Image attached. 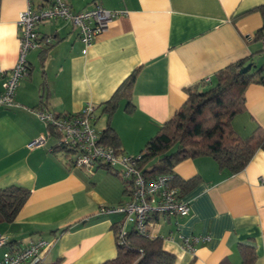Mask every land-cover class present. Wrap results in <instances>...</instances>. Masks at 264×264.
<instances>
[{"label": "crops", "instance_id": "obj_1", "mask_svg": "<svg viewBox=\"0 0 264 264\" xmlns=\"http://www.w3.org/2000/svg\"><path fill=\"white\" fill-rule=\"evenodd\" d=\"M68 1L75 11L97 3L129 13L111 22L87 54L69 22L56 20L38 28L53 43L45 52L29 53L30 73L20 82L18 105L0 107V189L15 185L31 192L17 219L0 224V235L9 240L0 248V263L7 250H21L40 239L52 244L42 264L113 260L118 249L113 226L121 217L97 212L130 199L128 185L112 170L99 168L89 175L68 167L55 136L44 147L28 150L31 141L48 135L47 126L28 109L66 115L92 105L102 132L108 121L102 105L138 70L134 109L128 111L127 100H122L111 125L122 153L139 156L186 103L189 88L214 81L238 61L252 59L264 66V0ZM26 8L27 0H0V95L1 73L18 61V19ZM232 125L240 139L259 128L264 133V85L248 87L246 110ZM174 176L196 181L177 188L180 200L191 207L189 216L161 215L154 222V235L176 257L175 264H243L242 245L254 248L255 264H264V149L237 174L221 170L210 157H197L179 163ZM191 237L200 239L194 255L183 246V239Z\"/></svg>", "mask_w": 264, "mask_h": 264}, {"label": "built area", "instance_id": "obj_2", "mask_svg": "<svg viewBox=\"0 0 264 264\" xmlns=\"http://www.w3.org/2000/svg\"><path fill=\"white\" fill-rule=\"evenodd\" d=\"M127 10H108L95 3L84 11H75L68 0H27V8L21 12L18 26L21 31L19 57L10 72H2L0 107L17 106L16 94L20 82L29 76L28 55L31 51L49 48L53 40L42 37L40 25L56 20L69 22L84 44V54L92 48L95 39L111 22L128 15ZM264 43V36H263ZM211 80L208 79L207 82ZM47 126L48 135L40 136L27 145L35 151L44 147L49 137L58 139V152L65 157L70 168L84 170L93 175L99 168L115 172L129 187L130 199L117 206H102L98 216L117 215L121 220L115 223L117 243L124 244L129 231L153 239L154 222L158 216L187 217L191 213L188 203L182 202L179 190L172 187L173 174L159 175L149 179L139 168L142 156H128L111 146L101 143V132L96 128V109L89 105L79 114L60 115L45 108L28 109ZM196 237L184 238L183 246L195 254ZM208 240V239H205ZM9 240L0 235V248ZM52 246L43 239L31 242L27 247L7 250L0 264H42L46 251Z\"/></svg>", "mask_w": 264, "mask_h": 264}, {"label": "trees", "instance_id": "obj_3", "mask_svg": "<svg viewBox=\"0 0 264 264\" xmlns=\"http://www.w3.org/2000/svg\"><path fill=\"white\" fill-rule=\"evenodd\" d=\"M44 50L43 52H45ZM257 66L254 72L241 74L247 65ZM44 69V63H43ZM138 70L134 71L118 88L112 98L102 105L107 115L106 128L101 132V143L120 151V140L111 120L120 102L127 100L128 111L134 109L133 88ZM42 88L48 92L43 72ZM258 83L264 85V66L259 67L252 59L238 61L215 75L214 81H202L187 90L186 103L146 144L139 168L149 178L173 174L175 167L197 157H210L221 170L237 174L245 169L258 149H264V133L257 129L249 138L240 139L233 129V120L246 110V91ZM110 170V169H109ZM195 180L181 182L174 176L173 188H187ZM31 192L23 187L9 186L0 189V224L13 223ZM115 230V225L113 226ZM115 259L103 264H175L176 257L165 251L161 238H144L134 230L128 232L125 243L119 244ZM243 264H255L253 247L240 248Z\"/></svg>", "mask_w": 264, "mask_h": 264}, {"label": "water", "instance_id": "obj_4", "mask_svg": "<svg viewBox=\"0 0 264 264\" xmlns=\"http://www.w3.org/2000/svg\"><path fill=\"white\" fill-rule=\"evenodd\" d=\"M257 66H253L252 64L247 65L241 70V74H246L250 72L252 69H255Z\"/></svg>", "mask_w": 264, "mask_h": 264}, {"label": "rangeland", "instance_id": "obj_5", "mask_svg": "<svg viewBox=\"0 0 264 264\" xmlns=\"http://www.w3.org/2000/svg\"><path fill=\"white\" fill-rule=\"evenodd\" d=\"M254 71H255V69H252V70H251V72H254ZM101 126H102V123H101V122L98 123V124H97V129H98V130L101 129V128H102Z\"/></svg>", "mask_w": 264, "mask_h": 264}]
</instances>
